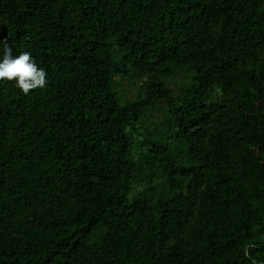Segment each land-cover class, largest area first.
I'll return each instance as SVG.
<instances>
[{"label": "trees", "instance_id": "obj_1", "mask_svg": "<svg viewBox=\"0 0 264 264\" xmlns=\"http://www.w3.org/2000/svg\"><path fill=\"white\" fill-rule=\"evenodd\" d=\"M5 40L47 75L0 80V264H264V0H0Z\"/></svg>", "mask_w": 264, "mask_h": 264}, {"label": "clouds", "instance_id": "obj_2", "mask_svg": "<svg viewBox=\"0 0 264 264\" xmlns=\"http://www.w3.org/2000/svg\"><path fill=\"white\" fill-rule=\"evenodd\" d=\"M0 43L4 45L3 57L0 59V80L15 81L16 87L24 94L46 86L47 74L31 58L30 53L21 52L13 56L6 40Z\"/></svg>", "mask_w": 264, "mask_h": 264}, {"label": "rangeland", "instance_id": "obj_3", "mask_svg": "<svg viewBox=\"0 0 264 264\" xmlns=\"http://www.w3.org/2000/svg\"><path fill=\"white\" fill-rule=\"evenodd\" d=\"M121 94V97L124 95L123 93H120ZM161 116H159V115H156L155 117H151V120L153 121V122H159L160 120H161ZM172 185H168L167 186V193L168 194H170L171 193V191H172Z\"/></svg>", "mask_w": 264, "mask_h": 264}]
</instances>
